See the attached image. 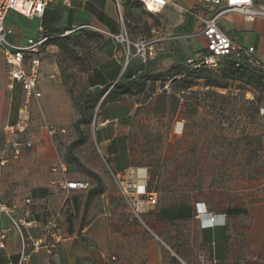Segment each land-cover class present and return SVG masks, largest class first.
<instances>
[{"label":"rangeland","instance_id":"1","mask_svg":"<svg viewBox=\"0 0 264 264\" xmlns=\"http://www.w3.org/2000/svg\"><path fill=\"white\" fill-rule=\"evenodd\" d=\"M124 6L121 28L125 38L135 41L139 35L170 42L169 50L179 59L175 64H180L185 72L194 69L195 62L200 63L204 54L201 6H184L189 12L175 10L178 18L182 16L183 24L177 27L178 31L169 30L168 34L164 30L156 32L163 23L164 27L167 24L157 13L146 11L136 2H125ZM15 16L7 17L5 23L15 29L20 27L17 29L21 31L31 32L38 22L24 15ZM44 22H49L47 17ZM48 33L54 38L44 50L42 96L30 100L25 107L20 86L15 84V119H4L0 126V199L6 202L25 198L36 188L60 186L63 180L89 182V187L77 191L76 196L69 194L74 197V204L71 197L66 198L69 228L80 230L96 216L105 214L106 220L100 227L112 230L109 241H113L114 248L109 253L115 255L114 264H127L133 246L138 249L137 261L143 264L140 252L152 238L159 242L164 255L177 253L183 260H177L178 264H197L201 258L212 263L207 254L209 246L201 242L191 212L192 206L196 212L200 203L208 213H225L223 264H264L262 87L226 81L228 61L223 58L216 68H208L207 78L194 80L191 88L184 91L172 89L175 75L169 69L174 64L164 69L155 59L149 69L142 71L139 75H146L149 85L135 119L133 136L141 138L133 142L136 165L130 172L146 180L157 192V203L134 215L122 190L123 178L116 177L94 143L100 102H89L82 109L85 95L91 91L85 73L97 62L103 39L85 29L65 32L49 28ZM166 35L169 40L161 38ZM62 37H67L63 49L55 41ZM117 42L126 48L124 41ZM3 65L0 59V69ZM162 90L178 101L167 99L166 110L160 107L159 113H155L156 98ZM20 109L27 116L26 126L22 131H12L9 127L17 120ZM50 126L64 132L51 135ZM71 143L79 162L66 154ZM60 160L67 167L65 176L53 170ZM83 166L102 178V187L92 195L87 208V192L97 181ZM221 247L219 243L218 248Z\"/></svg>","mask_w":264,"mask_h":264},{"label":"crops","instance_id":"2","mask_svg":"<svg viewBox=\"0 0 264 264\" xmlns=\"http://www.w3.org/2000/svg\"><path fill=\"white\" fill-rule=\"evenodd\" d=\"M125 2L134 3L136 1L123 0L121 13L125 9ZM176 2L182 7L201 6L204 17L211 13V8L202 5L198 0H176ZM253 5L255 8H262L264 7V0H253ZM175 10L180 11L172 5H167L160 12H157L156 15L161 16L162 20H166L167 24L164 27L163 23L156 32L159 33L164 30V33L168 34L169 30L178 31L177 27L183 24V18L182 16L178 18ZM15 14L18 13L9 11L6 19L7 17L15 18ZM52 16L54 17L52 18ZM45 17L50 23H42ZM32 18L37 19L38 22L32 26L31 32L21 31L17 29L20 27L15 29L7 25L14 30L13 34L9 36L11 42L23 44L28 37L37 31L38 26H43L47 34H49V28L64 29L65 32L85 29L103 39L102 48L97 54V62L85 73L88 88L91 91H101L107 85L112 88L115 82L124 75L126 48L113 37L122 33L123 23L119 18L114 0H70L66 5L55 3L48 6L41 17ZM218 26L240 45L253 46L255 58L264 63V16L248 19L241 13L229 11L218 18ZM153 32L155 34V29ZM24 36L25 39H23ZM139 37L141 36H135L136 40ZM169 37L166 35L161 38L168 39ZM148 39L156 41V44H160L161 47L158 46L154 58L147 61L145 70L155 63V59L164 69H168L173 64L176 65L175 63L179 59L177 54L169 50L170 42L165 41L163 43L151 37ZM201 41L204 43L203 50L205 52L206 40L203 34ZM158 53L160 55L162 53L169 54L159 56ZM0 59L4 62L3 68L0 69L1 126L4 119L13 121L15 114L12 111V89L7 85L8 66L1 48ZM43 60L44 54L41 60L40 79ZM40 82L41 80L39 81L41 90ZM148 85L149 83H146V87L141 93L124 94L114 100L106 98L109 88L99 99L98 119L96 120L93 139L100 156L108 161L109 168L116 176L126 177L131 168L136 165L133 142L140 140L141 137L133 136L136 129L135 119L137 113L142 109L144 92ZM96 86L99 88L95 89ZM103 185L105 186V182ZM60 186L55 184L39 187L32 190L25 198H18L13 201L5 200L6 205H15L16 208L10 214L0 211V264H16L23 246L30 252L26 264H114L111 257H115V255L109 253L114 248L113 241H109L112 238V230L100 227L106 220L105 214L96 216L80 230H71L68 221L69 214L66 213L69 206L65 205V201L68 197L72 198L69 196L70 193L76 196L79 190H70L67 193ZM0 201L4 202L2 199ZM72 204H74V199ZM191 212L200 231L201 242L209 246L208 257L212 258V262L223 264L226 262L227 230L225 226L201 228L193 206ZM51 219L57 221L59 240L54 243V239L49 236L45 240V244L40 245L37 250H32L33 243L44 236L47 223ZM158 243L153 238L148 240L140 252L143 264H178L177 260L183 262L177 253L170 252L164 255ZM219 243L222 245L221 249L218 248ZM51 244L54 246L50 247ZM137 253L138 249L136 250V247L133 246L130 252V261L128 260L127 264H139Z\"/></svg>","mask_w":264,"mask_h":264},{"label":"built area","instance_id":"3","mask_svg":"<svg viewBox=\"0 0 264 264\" xmlns=\"http://www.w3.org/2000/svg\"><path fill=\"white\" fill-rule=\"evenodd\" d=\"M70 0H0V48L3 51L5 62L8 66V81L7 85L13 89L15 84L20 86L22 98L25 107L30 100L39 99L42 92L39 88L41 60L44 50L49 45V40L54 35L47 34L43 26H38L37 31L26 39L23 44H16L9 40V36L14 30L5 24L6 16L9 11L27 16L41 17L45 9L55 3L66 5ZM118 9L119 18H122V1L114 0ZM139 2L142 7L150 12H160L165 6L172 5L180 11L189 12V8L180 6L176 0H132ZM202 5L211 8V13L202 19V34L206 40L205 52L200 59V63L195 62L194 67L202 65L207 68H216L218 60L222 57L231 56L237 63L245 61L257 67L264 79V63L260 62L254 56L253 46L240 45L227 34H225L218 26V18L229 11H235L245 15L248 19H253L257 16H264V7L255 8L253 0H198ZM114 39L124 41L126 43V60L125 66L132 57L141 56L145 63L154 58L158 45L156 41L147 39L144 36L139 37L135 41H130L123 33L113 36ZM192 63V60H189ZM27 116L19 110L17 120L9 127L22 131L27 122ZM48 132L53 135L55 133L64 132L53 126L48 127ZM53 170L64 175L67 172L66 164L63 161L58 162L53 167ZM122 177V190L130 205L129 211L138 215V213L149 210L157 203V192L151 189L148 182L133 173H129L126 177ZM61 187L67 193L70 190H81L89 187V182L82 180H63L60 183ZM199 206V208H198ZM16 208L15 205L8 206L5 202L0 201V211L10 214ZM196 216L201 217V228H212L214 226L224 225V214H212L206 211V208L200 203L196 207ZM58 224L56 219H51L47 223L44 231V236L36 240L32 245V250H37L40 245L45 244V240L50 236L55 241H58L57 233ZM54 245H50L52 247ZM30 252L25 247L20 253L16 264H26ZM112 260L115 257H111ZM214 264V262H212ZM201 258L197 264H212Z\"/></svg>","mask_w":264,"mask_h":264},{"label":"trees","instance_id":"4","mask_svg":"<svg viewBox=\"0 0 264 264\" xmlns=\"http://www.w3.org/2000/svg\"><path fill=\"white\" fill-rule=\"evenodd\" d=\"M138 3V2H136ZM52 35V34H50ZM52 37L49 42L53 39ZM67 39V37L58 38L55 41H57V44L61 49L64 48V42ZM223 59L227 60L226 69L224 71V78L226 81H229L231 83L240 82L241 84H256L264 90V79L263 75L261 74L260 70L253 66L250 63H247L245 61H240L239 63L236 62V60L231 57H222ZM220 58L219 61L222 59ZM204 67L202 65L195 66L194 69H191L188 72H185L180 64H176L172 66L169 70L174 72L175 77L172 79L173 87L172 89H177L178 91H184L189 90L194 82V80L199 78H207L209 76V70L207 67ZM144 76V77H143ZM139 75L131 79H125L124 75H122V78L115 82L112 88H110V85L104 86V88L100 90L95 91H89L82 102V109L83 111L86 109L87 104L89 102H97L100 97L103 95V93L110 88L108 95L106 98L110 100H114L117 97L124 95V94H130L134 92H143L146 87V82L149 79L146 75ZM222 87H227V85H224ZM94 98V99H92ZM167 99H175L178 101V99L175 98L174 95L168 94L167 90H162L156 98V102L154 105V112L159 113V108L161 107L163 111L167 108ZM78 124V122H77ZM73 143L69 144L67 146L66 154L71 159L75 160L76 162H79V159L77 156H75L72 152ZM84 169L91 175L95 176L96 178V185L90 188L87 192V197L85 200L84 207L87 208L90 202V199L92 195L96 192H98L102 187V178L99 176V174L93 172L92 170L86 168L83 166ZM174 215V213H171ZM225 215V213H224ZM223 226L224 225H219ZM216 227V226H214ZM213 228V227H212Z\"/></svg>","mask_w":264,"mask_h":264},{"label":"water","instance_id":"5","mask_svg":"<svg viewBox=\"0 0 264 264\" xmlns=\"http://www.w3.org/2000/svg\"><path fill=\"white\" fill-rule=\"evenodd\" d=\"M146 67V63L142 59L141 56H135L131 59L124 71V78L131 79L137 76L140 72L144 71ZM99 86H96L95 89H98Z\"/></svg>","mask_w":264,"mask_h":264},{"label":"bare ground","instance_id":"6","mask_svg":"<svg viewBox=\"0 0 264 264\" xmlns=\"http://www.w3.org/2000/svg\"><path fill=\"white\" fill-rule=\"evenodd\" d=\"M201 207H202V205H201Z\"/></svg>","mask_w":264,"mask_h":264}]
</instances>
